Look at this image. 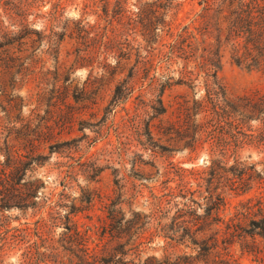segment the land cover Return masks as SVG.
I'll use <instances>...</instances> for the list:
<instances>
[{
    "label": "rangeland",
    "instance_id": "374dc122",
    "mask_svg": "<svg viewBox=\"0 0 264 264\" xmlns=\"http://www.w3.org/2000/svg\"><path fill=\"white\" fill-rule=\"evenodd\" d=\"M228 5L0 0V264H264V50L234 61Z\"/></svg>",
    "mask_w": 264,
    "mask_h": 264
},
{
    "label": "trees",
    "instance_id": "16d2710c",
    "mask_svg": "<svg viewBox=\"0 0 264 264\" xmlns=\"http://www.w3.org/2000/svg\"><path fill=\"white\" fill-rule=\"evenodd\" d=\"M226 0H222L224 2ZM229 0L230 9L228 20H227V34L225 41L230 43L232 51L234 53V61L238 65L246 66H256L257 54L264 50V0ZM262 2V4L259 3ZM207 1H205L206 3ZM207 4V3H206ZM206 10H209V5H205ZM219 11V10H218ZM222 10L218 13L221 14ZM218 44L220 41H217ZM242 42V48L244 49L243 54H239V46ZM204 52L206 50L204 49ZM254 53V54H253ZM205 64V73L208 78L217 79L218 72V61H219V51L208 52L207 55L202 56ZM215 82V81H214ZM159 109L156 111L157 115H161L164 109L159 103ZM149 128H146L147 134L150 136ZM212 194H210V198ZM220 201L219 196L217 195ZM212 209L208 208L207 212ZM264 234V232L262 233ZM124 247V245H122ZM127 252H116L109 258H93L91 261H85L80 264H134L133 262L126 261L125 257ZM118 257V258H117ZM117 258V259H116ZM146 260L143 264H151ZM139 264V263H138Z\"/></svg>",
    "mask_w": 264,
    "mask_h": 264
}]
</instances>
